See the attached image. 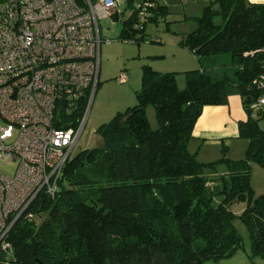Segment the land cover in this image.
<instances>
[{
    "label": "trees",
    "instance_id": "trees-1",
    "mask_svg": "<svg viewBox=\"0 0 264 264\" xmlns=\"http://www.w3.org/2000/svg\"><path fill=\"white\" fill-rule=\"evenodd\" d=\"M141 1L125 0L132 13L122 21L118 38L159 42L148 39L143 28L169 11L148 0L153 6L140 21ZM215 16L220 24H214ZM194 21L196 28L182 35L179 45L196 58L228 53L236 67L234 80L213 81L205 71L191 69L183 72L179 89L175 72L143 65L137 103L100 125L102 146L70 157L55 196L39 194L14 222L7 237L10 250L0 251V264H202L230 257L242 246L236 218L248 230L249 258L264 259V194L253 197L250 184V163L264 168L259 125L264 111L250 109L264 95L252 85L264 75V4L212 0ZM229 86L239 90L246 113L237 122L239 137L247 140L245 155L233 160L223 148L219 159L200 162L187 147L193 126L204 106L227 103ZM149 104L156 129L146 116ZM86 105L81 98L74 122ZM240 203L244 208L236 213ZM36 215L43 218L34 227Z\"/></svg>",
    "mask_w": 264,
    "mask_h": 264
},
{
    "label": "built area",
    "instance_id": "built-area-1",
    "mask_svg": "<svg viewBox=\"0 0 264 264\" xmlns=\"http://www.w3.org/2000/svg\"><path fill=\"white\" fill-rule=\"evenodd\" d=\"M120 3L0 0V158L16 164L13 176L0 175V251L10 250L8 233L34 199L58 191L85 120L74 122L73 113L98 81L99 22L119 14ZM152 6L141 1L138 20ZM252 85L264 90V75ZM262 106L264 95L250 109ZM64 122L70 126L59 128Z\"/></svg>",
    "mask_w": 264,
    "mask_h": 264
},
{
    "label": "rangeland",
    "instance_id": "rangeland-1",
    "mask_svg": "<svg viewBox=\"0 0 264 264\" xmlns=\"http://www.w3.org/2000/svg\"><path fill=\"white\" fill-rule=\"evenodd\" d=\"M118 8L119 14L117 19L107 18L99 22L101 44L98 81L93 94H91V91L88 96L83 115L85 116L83 129L70 157H73L82 150L102 146L103 141L97 129L100 125L109 122L117 112L124 111L126 108L137 103L136 92L141 87L142 66L149 65L151 67L150 63L153 60H159V58L155 57L157 53L169 51L171 49L169 46L172 44L171 42L177 40V37H182L179 35L181 32H192L197 26L196 21L193 20L190 22H174L172 19H167L166 21L159 20L157 22L147 21L143 28V34L148 39H159L161 42L139 40L136 43L131 40H122L118 38L122 28V21L132 13V8L127 7L124 9L123 3H120ZM213 22L214 24H220L221 18L215 16ZM135 36L140 37V33H136ZM162 60V66H168L172 63V58H169V56ZM224 62L226 61L219 63L221 65L218 69L214 68L205 71L208 75L210 74L213 81L223 78V73H227L229 77L233 78L231 80H234L236 67L232 66L231 62ZM122 74L126 75L127 79L121 82L119 81V77ZM177 76L180 78L179 89H183L184 75L183 73H178L176 74ZM181 80L183 83H181ZM231 87L229 86L227 90H234L239 93L236 87L233 89ZM145 111L150 128L156 129L158 121L153 105L149 104L146 106ZM262 121L264 120L261 119L259 121L260 127H264ZM15 170V163L11 161L5 162L0 158V175L13 176ZM250 184L253 197L264 194V168L256 162L250 163ZM244 205V203H240L233 208V211L236 213L241 212ZM42 218L43 216L38 215L33 217L32 224L34 227L38 226ZM233 225L242 238V246L230 257L218 260L211 259L202 264H242V262H244L243 264H253L249 258L250 239L246 226L238 218L233 220ZM255 259H257V263H264V259ZM241 260L243 261L241 262Z\"/></svg>",
    "mask_w": 264,
    "mask_h": 264
},
{
    "label": "crops",
    "instance_id": "crops-1",
    "mask_svg": "<svg viewBox=\"0 0 264 264\" xmlns=\"http://www.w3.org/2000/svg\"><path fill=\"white\" fill-rule=\"evenodd\" d=\"M155 1L167 7L169 11V14L160 20L166 21L167 19H172L174 22H190L192 20L194 21V18L199 17L205 6L209 5L212 0ZM246 1L252 4H264V0ZM117 17L118 14H116V18L114 16L111 19H117ZM184 34H187V32H181L179 35L182 36ZM180 39L181 38L177 37V40L171 42L172 44L169 45L171 49L169 51L160 52L155 55L159 60H153V62L150 63L154 70L158 72H175L176 74L191 69L207 71L214 68L218 69L221 65L219 63L222 61H226L224 63L231 62L228 53L196 58L189 50L179 45ZM168 56L172 58V63L168 66H162V59ZM216 75L218 74L216 73ZM222 75L223 77L233 79L229 77L227 73H223ZM176 83L179 88L180 78H178V76L176 77ZM181 83H183L182 80ZM231 88L233 89L234 86ZM261 110L264 111V106H262ZM245 118L246 113L243 109L239 93L234 90H227L226 104L207 105L202 108L201 114L193 126L192 138L188 142L187 147L189 152L194 153L197 160L200 162H210L219 159L222 155V149L225 148V154L228 158L233 160L242 159L247 147V140L239 137L237 122ZM262 123H264V121H262ZM256 260L255 258L250 259L253 264H264L262 262L257 263ZM242 261L243 260H241V262ZM243 263L244 262H242V264Z\"/></svg>",
    "mask_w": 264,
    "mask_h": 264
},
{
    "label": "water",
    "instance_id": "water-1",
    "mask_svg": "<svg viewBox=\"0 0 264 264\" xmlns=\"http://www.w3.org/2000/svg\"><path fill=\"white\" fill-rule=\"evenodd\" d=\"M246 7H248V4H246ZM212 9L215 10V11L218 10L219 9V5L218 4L213 5Z\"/></svg>",
    "mask_w": 264,
    "mask_h": 264
}]
</instances>
